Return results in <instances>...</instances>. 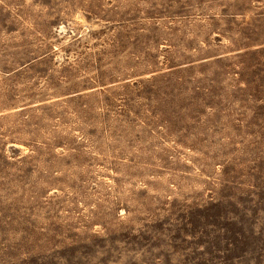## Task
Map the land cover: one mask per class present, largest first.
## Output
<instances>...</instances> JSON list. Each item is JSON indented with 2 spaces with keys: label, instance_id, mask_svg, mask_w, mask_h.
Masks as SVG:
<instances>
[{
  "label": "rangeland",
  "instance_id": "obj_1",
  "mask_svg": "<svg viewBox=\"0 0 264 264\" xmlns=\"http://www.w3.org/2000/svg\"><path fill=\"white\" fill-rule=\"evenodd\" d=\"M0 264H264V0H0Z\"/></svg>",
  "mask_w": 264,
  "mask_h": 264
}]
</instances>
